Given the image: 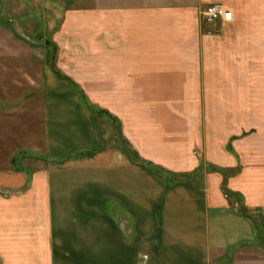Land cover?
Masks as SVG:
<instances>
[{
  "label": "crops",
  "instance_id": "0c3cea01",
  "mask_svg": "<svg viewBox=\"0 0 264 264\" xmlns=\"http://www.w3.org/2000/svg\"><path fill=\"white\" fill-rule=\"evenodd\" d=\"M212 3H222L232 11V20L221 22L225 32L212 34L204 28L201 10ZM105 4L100 16L102 56L93 50L83 73L73 70L72 74L86 86L90 99L103 101L119 118L125 141L117 142L111 126L104 122V143L99 149L93 144V134L90 140L77 135L72 120L77 112H68L70 120L61 123L69 134L60 135L61 130L59 136L50 138L47 119V163L37 173L45 180L46 216L41 225L45 235L36 242L40 264H264V129L262 140L256 141L253 134L236 140L235 158L224 151L223 136L209 144L206 123L201 118L192 120L182 104L190 105L192 86L198 89L216 82L211 80L213 68L203 57L209 42L228 37L243 21L264 20L256 16L264 14V8L256 11L264 7V0H107ZM65 96L73 98L70 93ZM76 105L84 121L96 128L89 109L79 102ZM91 143L90 156H81L86 152L81 149L77 152ZM128 144L141 164L128 156ZM144 162L173 175L191 176L167 180ZM237 162L241 170L228 180V186L261 219V227L241 209L230 207L221 176L206 168L209 163L232 167ZM74 175L82 180L75 182L69 177ZM178 209L190 214L185 223L156 220L148 224L135 216V211L146 218L158 212L165 218L166 212L171 217ZM167 223L187 230L184 236L189 238L177 243L184 248L176 246L171 255L162 256L157 247L152 254L137 247L145 241L140 228L148 224L160 229ZM6 228L0 220V264H14V246L33 243L31 238L15 242L17 238L9 236Z\"/></svg>",
  "mask_w": 264,
  "mask_h": 264
},
{
  "label": "rangeland",
  "instance_id": "374dc122",
  "mask_svg": "<svg viewBox=\"0 0 264 264\" xmlns=\"http://www.w3.org/2000/svg\"><path fill=\"white\" fill-rule=\"evenodd\" d=\"M106 1L0 0V220L5 222L9 236L17 238L15 242L31 238L33 243L30 246H14V264H27L28 260L31 264H40L41 261L40 246L36 242L45 235L44 228H41L46 216L45 180L39 178L37 173L47 163V119L50 138L59 136L61 130L60 135L69 134L70 130L65 124L71 117L68 112H77L75 118L72 117L78 129L77 135L81 133L90 140L93 134V144L99 149L104 143V122L111 126L117 142L125 141L119 118L105 108L103 101L90 99L85 91L86 86H81L72 74L73 70L78 74L83 73L90 56H93V50L101 51L99 55L102 56L104 38L100 16L107 7ZM263 8L259 6L256 11ZM256 16L264 14L258 12ZM206 24L204 28L209 33L227 31L220 21ZM203 57L207 65L213 68L215 77L211 80L216 82L198 86V89L192 86L190 105L187 102L182 104L186 112H191L192 120L201 118L202 124L206 123L204 131H208L209 144L223 136L224 151L238 158L234 149L236 140L246 139L253 134L255 140L259 141L263 136L264 20L241 22L237 29L230 31L228 37L220 38L216 43L209 42L208 51ZM67 93L73 95L72 100L65 96ZM194 97H197L196 100ZM77 102L89 109L96 128H91L84 121L83 114H80L83 111L76 105ZM45 112H49L47 118ZM90 145L92 143L85 148L80 146L77 152L81 149L86 151L81 156H90ZM128 149L132 160H140L130 144ZM146 166L167 180L178 181L191 176L173 175L157 166ZM206 168L221 176V187L230 207L243 209L254 217L238 193L228 186V180L240 172L241 165L237 162L236 166L222 167L209 163ZM69 177L75 182L82 180L75 175ZM52 183H55L54 179ZM80 185L76 187L77 190ZM55 192L53 203L56 207L58 196ZM130 200L135 201L132 197ZM136 201L140 202L138 199ZM176 211L179 212L172 213L171 217L166 212L165 218H161L158 212L154 213L156 216L146 218L147 215L135 211V216L148 224L156 220H179L183 223L189 220L190 214L183 210L180 212V209ZM258 218H255L257 223ZM56 220L55 217L54 222ZM148 224L144 225L143 230L140 228L145 241L143 245L139 241L137 247L150 254L157 247L160 255H171L176 246L184 248L177 244L179 241L184 242L189 238L184 236L187 230L172 228L168 223L160 229L148 227Z\"/></svg>",
  "mask_w": 264,
  "mask_h": 264
},
{
  "label": "built area",
  "instance_id": "2783aa9c",
  "mask_svg": "<svg viewBox=\"0 0 264 264\" xmlns=\"http://www.w3.org/2000/svg\"><path fill=\"white\" fill-rule=\"evenodd\" d=\"M232 16V11L222 3L209 4L201 11V17L205 23L229 22Z\"/></svg>",
  "mask_w": 264,
  "mask_h": 264
},
{
  "label": "trees",
  "instance_id": "16d2710c",
  "mask_svg": "<svg viewBox=\"0 0 264 264\" xmlns=\"http://www.w3.org/2000/svg\"><path fill=\"white\" fill-rule=\"evenodd\" d=\"M135 154V153H134ZM128 156L130 157V158H132V156H130L129 155V149H128ZM136 163H139V164H141V160H138V158H134L133 159ZM144 164L145 165H149V164H147V163H145L144 162ZM242 210V212H245L243 209H241ZM246 213V215L248 216V218L249 219H251L253 222H255V224H257V226H259V227H261V225H262V221H261V219L260 218H258V216L257 215H255L254 217H251L247 212H245ZM255 218H258L259 219V224L256 222L257 221V219H255ZM256 220V221H255Z\"/></svg>",
  "mask_w": 264,
  "mask_h": 264
}]
</instances>
